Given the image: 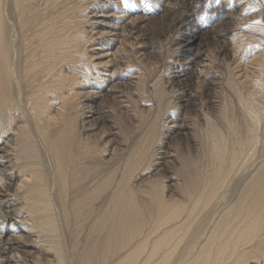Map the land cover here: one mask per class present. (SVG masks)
<instances>
[{
  "label": "bare ground",
  "instance_id": "1",
  "mask_svg": "<svg viewBox=\"0 0 264 264\" xmlns=\"http://www.w3.org/2000/svg\"><path fill=\"white\" fill-rule=\"evenodd\" d=\"M202 1L181 0L187 11L173 24L200 30L204 22L192 18L190 7ZM168 6L160 0H0V136L12 145L0 148L1 206L7 209L0 214V253L31 246L23 264H264V40L244 34L247 42L262 43L247 61V93L239 91L229 68L224 81L231 95L211 100L219 104L216 116L225 126L220 130L205 116L203 153L212 170H195L191 164L188 170L183 164L182 183L176 187L180 198L166 200L151 145L161 135L159 127L170 140L190 125L178 118L180 112H171L178 104L175 90L164 102L171 109L160 122L166 110L161 111L164 94L153 76L157 44H147L145 52L140 38L154 34L161 18L156 15L172 11ZM112 41L118 44L114 50ZM145 57L150 59L144 62ZM124 90L136 95L132 104L124 100ZM138 99L148 103L146 115ZM112 105L130 113L133 129L148 122L152 138L130 139L124 171L109 190L112 175L102 170L105 161L91 159L99 150L94 126L98 120L104 124ZM180 106L193 110L190 104ZM113 130H108L111 135ZM30 144L48 156L47 167L22 155ZM152 167L153 205L147 208L137 202L129 181L135 171L142 177ZM228 191L232 196L224 200ZM12 220L31 228L36 235L28 240L33 243L15 239V246L7 245L3 223Z\"/></svg>",
  "mask_w": 264,
  "mask_h": 264
},
{
  "label": "rangeland",
  "instance_id": "2",
  "mask_svg": "<svg viewBox=\"0 0 264 264\" xmlns=\"http://www.w3.org/2000/svg\"><path fill=\"white\" fill-rule=\"evenodd\" d=\"M154 1L158 2L159 0H154ZM162 1L164 4L168 3L169 10H172L173 12L168 11L166 12L167 14L166 15L164 12L160 10L159 14L156 16L157 18L158 17H161V18L158 19V22L154 26V31H153L154 34H150L148 37H141L140 39L141 41H143L142 49L145 50V52L149 50V48L147 47L148 46L147 44L154 43V46L157 44L156 45L157 52H156V55L154 54V58L155 56H157L155 59L156 69H155V75L153 76L156 77V79L159 81L158 89L160 91H163V94H164L163 95L164 97L162 98V100L164 101L160 100L162 104V105L160 104V106L161 107L164 106L162 107L163 109L161 108V111L163 112L166 110L165 111L166 115L164 114V116H162V120H160V122L165 121L164 119H166V116L168 114L167 112H169L171 109V107L169 106L166 107V105L164 104L168 100H170V94L174 93V90H175L176 95L174 94L175 95L174 99L176 98V101L178 104L173 106L174 110L172 108L171 112L172 114L176 112L177 113L180 112V114L179 113L177 114L178 118L181 117L180 119L183 121L182 117H185L186 120L188 119L186 122H188V124L190 125V127L187 128L188 126H186L185 124L186 128H184L185 130L183 129V132L185 133L180 132L176 134L175 137L170 140L163 138L166 130H164L165 128L162 129L161 127H159L161 135L158 138H156L157 140L155 139L151 145L150 150L152 152L154 151L152 160L154 163L157 161L160 163V167H159L161 168L160 176H157V177H160V179L162 178L161 185H162L163 197L166 200H170V198H172L173 196L174 197L176 196V198H180L179 197L180 194L177 190L178 188L176 187H178L179 184L182 183V176L180 175L179 172H180V169L182 170V167H184L185 164L187 167H189L191 164L192 167L194 166L193 169L196 168L195 170H199V169L208 170L210 169V167H211L210 170H212L213 168L212 167L213 164L207 162L208 159L205 157L206 155L203 153L204 138L202 135H203V131L205 128V120H206L205 118L207 117V118H210L211 120H214V122L219 126L218 128H220V130H224L223 128L225 126L219 122L218 117L216 116V111L218 110L219 104H215V103L213 104L211 100L212 99L221 100L222 96L227 93H228L227 95H231V92L229 91L230 87L226 86L227 84L225 82L226 81L225 79L227 78V74L229 72V71L227 72V70L229 68L232 69L234 73V79H235V82L237 83L236 85L238 86L239 91H241V93L243 94H244V91L245 93H247L246 92L248 90L247 85H249L248 82L250 79L249 75L251 71V69L249 68L250 66L247 64L248 63L247 61L251 60L255 56V54L258 53V51H260V45L262 43L256 45V42H253V41H252L253 43L250 41L247 42L246 39H248V37L246 36H249L250 38L255 37L257 39L264 40V36H263L264 32H262V28L264 27V5H262L263 3L261 2V0H203L204 4L202 6L195 7V4H192V6L190 7L191 8L190 11L193 10L194 12L193 13L194 16H192V18H201V20L204 22L200 30H195L196 27H194V31H192L191 29L189 30L187 28L185 29L184 27H181L179 24H177V26L173 24V18L175 16L177 17V15L181 13V11H182V14L184 15V11H187V10H184L185 7L181 4V0H162ZM162 1L160 0V2ZM144 3L145 2H142L143 5H141V8L144 7ZM158 4L159 3H154L153 6L157 7L159 6ZM99 18H103V17H99ZM250 20H252V22ZM239 23L242 25L240 26ZM257 25H258V28L262 26L261 29H258ZM248 26L249 27L252 26L254 28L250 27L252 28L250 29L248 28ZM238 29H241V30L237 31ZM225 31H226V34H225L226 37H223L221 34H224L223 32ZM236 31L239 33L238 37L236 35ZM193 34H195L194 38H193ZM234 35L236 36L234 37ZM236 37L238 39H236ZM231 40H233L235 43L236 52H232L233 49H232ZM240 41L243 43L242 45ZM112 43L113 44L109 45V47L114 46L113 48L114 50L118 44L117 42L115 43L114 41H112ZM144 59H145L144 60L145 62L146 59L149 60L150 58L145 57ZM231 64L235 67H232ZM137 66L138 65H134V67H137ZM158 77H160V79ZM209 80H216V82L219 81L218 85L216 84V86L214 87L211 84H207ZM104 85L105 83L102 84V86ZM144 87H143L144 90H146V86ZM161 88H163L164 90ZM124 91H125L124 96H127V97H124V100H127L131 102L132 104V100H131L132 96H133V99H135L136 95L134 93L129 94L130 93L129 90L127 92L126 90ZM215 92H216V95H215ZM213 95H215L216 98ZM139 102L140 103L137 107L138 108L141 107V110L144 111L146 115L147 113L146 109L148 108V103H146L145 100L144 101L140 100ZM181 104H185V105L190 104V107L193 110L186 111L184 108H181L180 106ZM112 107H113L112 110L111 108H110V111L108 109L109 113H107L106 115L109 114L108 115L109 118H106V121L104 119L105 121L104 124H102V122L98 120L97 124L94 126V129H95L93 130L95 131L94 134L98 135V138H96L94 144H95V147H99V150L95 152L94 157L91 159L92 163H96L98 161H101V162L105 161L104 165L102 164L103 169L102 168L101 169L104 170L105 168V170H109L108 172L112 175V180H113V181L111 180L110 182L109 190L112 188L116 177L118 178L120 175V172L122 173V171H124L122 170L123 169L122 164L125 163L124 160L126 158L124 153H126V149L132 143L130 139L133 140L136 138H142L144 140H148L152 138L151 134H149L148 126H146L148 122L145 125L144 124L145 122L142 123L141 121L138 124L139 129H133L134 124H133V121L130 119L131 118L130 113L126 112L125 110L124 112H122L123 111L121 110L122 108H117L116 105L115 106L112 105ZM131 108L132 107H130L129 110ZM105 109L107 110V107H105ZM201 115H203L204 117ZM169 118L171 120V117ZM170 120L169 119L167 120L166 122V124H168L167 126H171L173 124L172 122L170 123ZM179 123L181 122L179 121ZM111 126L114 127L113 131L116 132L115 135H111L108 131L111 129ZM159 126H160V123H159ZM202 126H204V128ZM122 127L124 128L125 133L122 132L120 134L119 132L122 129ZM146 130L147 132H145ZM171 136H173V134ZM31 146H32L31 144L27 146L26 147L27 149H24V151H22V155H25V158H27L28 154H30L32 156V158L30 157V159L36 162L40 161L45 165V167H47L48 156L45 153H43L39 147L37 146L31 147ZM9 147H12V145L7 140V138H5L4 135L0 136V148L8 149ZM164 154H167L168 156L163 157ZM44 155L46 156V158ZM1 160L2 159L0 158V161ZM1 163L2 162H0V164ZM163 164H165V166ZM208 164L211 166H209ZM8 167L9 166L5 167L4 169H8ZM110 168L112 170H110ZM113 168L115 170H113ZM189 169L191 168L189 167L188 170ZM152 170H155V169L152 167L151 169L144 170L145 172H141L140 170L142 177L141 176L138 177L137 175L138 171H135L133 173L132 178L129 181L130 183L129 185H131L132 190L135 191L136 193L135 199L137 200V202H139V199H140L139 203L143 204L147 208H149L150 205H153V201L151 199L152 191H150V184H149V181H151L152 178L151 176H148L153 173ZM144 173L145 175H143ZM157 177H153V180H157ZM157 182L159 183L160 181H157ZM0 186H1V183H0ZM2 188L0 187V214L5 213L4 211L7 210L5 207L1 206L2 205L1 203H3L2 202L3 194H5V191ZM229 191L226 193L227 196L225 195L224 200L232 196V195H229ZM230 194H233V191ZM148 224L150 223L148 222L147 225ZM3 225L7 227V229H4V227H2V229H4L2 233L5 234L4 239H6L7 243H9L7 245L15 246L17 244L16 240L19 242H26V241H29L28 239H35L34 235L36 234L32 232L30 227H26V225H21L19 222H16L14 220L9 221V222L6 221L3 223ZM19 226H20V231L16 229ZM29 233L31 235H29ZM63 238H65V236H63ZM29 242L33 243V241H29ZM32 252H33V249L31 246L24 247V252L20 250L18 251L11 250V249L7 250L4 253H0V264H23L25 263V259L27 258L26 255H31ZM7 256H8V261L6 259ZM9 258L13 259L14 261L9 260Z\"/></svg>",
  "mask_w": 264,
  "mask_h": 264
}]
</instances>
